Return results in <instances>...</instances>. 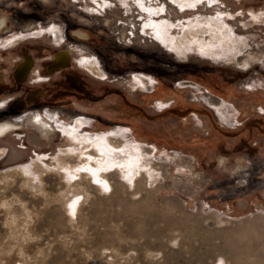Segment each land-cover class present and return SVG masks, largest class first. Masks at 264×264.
<instances>
[{
	"label": "rangeland",
	"instance_id": "374dc122",
	"mask_svg": "<svg viewBox=\"0 0 264 264\" xmlns=\"http://www.w3.org/2000/svg\"><path fill=\"white\" fill-rule=\"evenodd\" d=\"M108 1L0 0V264H264V0ZM65 126L132 154L136 185L80 179L101 157Z\"/></svg>",
	"mask_w": 264,
	"mask_h": 264
},
{
	"label": "bare ground",
	"instance_id": "6f19581e",
	"mask_svg": "<svg viewBox=\"0 0 264 264\" xmlns=\"http://www.w3.org/2000/svg\"><path fill=\"white\" fill-rule=\"evenodd\" d=\"M95 1V3L101 7L102 5L98 2V0H93ZM104 1V0H103ZM140 6L143 8H149V11L151 9V7L146 5V2H143V0H140ZM148 2V0H147ZM176 2L179 3L180 7H185V5L182 3V0H176ZM150 3V2H149ZM186 3V0H185ZM208 4L210 5L211 2L208 1ZM158 34H160V32L158 31ZM95 66L92 67V71H95ZM91 69V68H90ZM98 70V69H97ZM35 122L39 125V129L42 133H48L49 130H51V125L45 121L42 118H36ZM78 124H82V122L80 120L76 121ZM68 127V126H65ZM72 127V126H71ZM71 127H68L66 129H62L61 132L66 133L69 138L71 139V141H74L77 144H80L81 146H86L83 145V143L87 144V146H93L95 148V150L97 151V155L101 157V159L98 161V159H88V160H92L93 163H89L88 160H86V162L83 164L82 168L87 172L84 174H79L80 179H82V177H88L89 180H91L92 182H97L100 184V187L103 189H109V193L112 191L113 187L112 184L108 181L107 176L104 175H100V173L98 172L100 169H105V168H110V170L115 169L116 165H123L127 171H129V173L132 174L128 177L129 181L132 182V184L135 186L136 183L133 180V175L134 173L137 172V170L134 171L135 167L138 165V160L131 157L133 156L132 154H130L128 151H124V150H120V148L118 147H112L110 148V145L108 144V142H98L96 143L95 141H93V139L91 138H86L82 136L78 135V131L79 130H72ZM13 128V125L10 123H4L0 126V135H3L5 133H8L9 130L11 131ZM62 128V127H61ZM101 162H103V164L101 165ZM101 165V167H99ZM65 169H67L68 167H64ZM77 175V172H68L67 176L69 177L70 180L73 179V177H75ZM110 175H114L112 173H110ZM73 181V180H72ZM76 182V181H75ZM116 182V181H115ZM113 182V183H115ZM118 183V182H117ZM139 183V182H138ZM121 187L127 186L125 182H120L119 183ZM92 185V184H91ZM116 185V184H115ZM119 186V187H120ZM118 187V185H117ZM129 188V186H127ZM131 187V186H130ZM135 188V187H134ZM97 189L100 190V188L97 186ZM131 189V188H130ZM133 189V188H132ZM101 191V190H100ZM100 193H103L102 191ZM112 193V192H111ZM106 194V193H105ZM79 194H75L72 196L71 199H69V201L66 204V208L69 209V211L71 212V215L76 214V212L78 213V207L80 206V202H79ZM77 217V216H76ZM251 226V225H250ZM259 226V225H257ZM256 227V226H254ZM250 228V227H249ZM260 228V227H259ZM240 229V228H239ZM243 229V228H242ZM252 229V227H251ZM258 229V228H257ZM264 229V227H263ZM246 230V228H245ZM247 230L250 231V229L247 228ZM241 231V230H240ZM243 231V230H242ZM247 231V232H249ZM253 231V230H252ZM262 231V230H261ZM264 231V230H263ZM244 232V231H243ZM246 233V231L244 232V234ZM253 232H250V234ZM259 233V231H258ZM247 234V233H246ZM249 234V235H250ZM261 234V233H260ZM212 235V232H210L208 234L207 237H210ZM259 235V234H258ZM253 236H255L253 234ZM252 236V237H253ZM263 236V235H262ZM251 237V235H250ZM256 237V236H255ZM261 237V235H260ZM254 238V237H253ZM207 239V238H206ZM230 239V238H229ZM256 240V239H254ZM231 241V240H230ZM233 241V240H232ZM258 241H260V239H258ZM227 243H229V240L226 241ZM257 242V241H255ZM261 245V244H260ZM223 245L220 244H213L210 246L211 248V252L215 255V262L214 263H210V264H221L222 261H224L225 258V254L226 251L224 250V248L222 247ZM236 246V245H235ZM213 250V251H212ZM241 251V250H240ZM242 252V251H241ZM229 254V253H228ZM241 256V255H240ZM243 256V255H242Z\"/></svg>",
	"mask_w": 264,
	"mask_h": 264
},
{
	"label": "flooded vegetation",
	"instance_id": "af4514ba",
	"mask_svg": "<svg viewBox=\"0 0 264 264\" xmlns=\"http://www.w3.org/2000/svg\"><path fill=\"white\" fill-rule=\"evenodd\" d=\"M98 2L102 5L100 8H103L104 10H105V8L110 6V4H109L110 2L108 0H104V1L103 0H98ZM3 24H4V21L0 20V30L2 29V25ZM53 28L57 29V27L55 25L51 26L49 28V31L51 33L53 32ZM77 39H80V38H77ZM56 40H57V38H56ZM54 56L55 57H54L53 63L49 67L50 71L60 70V69L65 68V67H67L69 65L68 62H69L70 58H69L68 52L56 53ZM23 57H24L23 61L21 62V64L18 67H16L15 71L13 72V79H14V81H16L18 83L24 82V81H26L29 78L30 69L32 68V65H33L32 58L27 54V52H26V54L23 55ZM87 61H88V57H85V58H83L81 60V62H83V65ZM95 62L97 63V61H95ZM2 114H3V112L0 113V117H1ZM36 118H42L45 121H47L45 118H43L41 116H36V117L33 118V122H35ZM4 123H10V122H1L0 126L2 124H4ZM10 124L13 125V128H12L11 131H14L16 129L15 124H13V123H10ZM35 124H37V123L35 122ZM37 126H38V128H40L38 124H37ZM11 131L9 130L8 133H10ZM8 133L0 135V138L5 136Z\"/></svg>",
	"mask_w": 264,
	"mask_h": 264
}]
</instances>
